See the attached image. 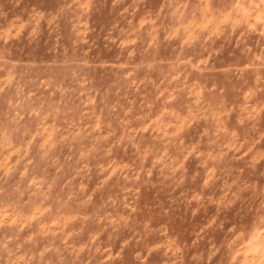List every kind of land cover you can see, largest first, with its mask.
<instances>
[{"label": "clouds", "instance_id": "9594fccd", "mask_svg": "<svg viewBox=\"0 0 264 264\" xmlns=\"http://www.w3.org/2000/svg\"><path fill=\"white\" fill-rule=\"evenodd\" d=\"M145 3L131 0L101 32L100 0H37L26 15L0 23V96L21 94L42 77L79 91L109 53L133 70L137 62L159 66V105L145 117L155 135H119L120 122L112 127L105 112L103 128L98 122L84 132L91 146L82 156L132 179L151 169L186 178L213 215L191 243L167 226L138 230L134 244L125 241L134 252L130 264H264V0H154L141 12ZM49 127L41 124L33 139L46 138ZM129 146L133 159L125 166L118 157ZM0 156L5 170L24 158L7 138ZM213 224L219 231L206 232ZM22 231L0 235V264H41L39 234Z\"/></svg>", "mask_w": 264, "mask_h": 264}, {"label": "rangeland", "instance_id": "374dc122", "mask_svg": "<svg viewBox=\"0 0 264 264\" xmlns=\"http://www.w3.org/2000/svg\"><path fill=\"white\" fill-rule=\"evenodd\" d=\"M33 3L37 0H24L17 7L16 0H0V23L26 15ZM130 3L114 6L113 0H100L97 31L110 29ZM153 7L154 0H146L140 11ZM108 56L94 70L91 84L80 85L79 91L42 77L21 94L0 96V143L7 138L24 157L13 169L0 167V235L21 226L22 236L38 233L41 264H130L134 252L125 241L134 244L138 230L167 226L169 234L175 231L191 243L197 233L204 236L200 229L213 215V209L200 207L202 193L186 178L169 180L151 169L137 170L132 179L131 172L121 175L115 167L101 171L82 156L91 146L84 132L98 122L103 128L105 112L109 125L115 128V121L120 122L119 135H155L145 117L159 105L153 100L161 68L137 62L133 70ZM41 124L50 126L47 137L33 139ZM133 151L131 146L121 151L123 165L131 164ZM212 229L219 231L217 224L205 231ZM94 238L92 248H86Z\"/></svg>", "mask_w": 264, "mask_h": 264}]
</instances>
